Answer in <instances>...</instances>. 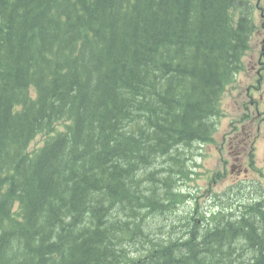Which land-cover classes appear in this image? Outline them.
Here are the masks:
<instances>
[{
    "label": "trees",
    "instance_id": "16d2710c",
    "mask_svg": "<svg viewBox=\"0 0 264 264\" xmlns=\"http://www.w3.org/2000/svg\"><path fill=\"white\" fill-rule=\"evenodd\" d=\"M257 1L0 0V264H264V169L197 191Z\"/></svg>",
    "mask_w": 264,
    "mask_h": 264
},
{
    "label": "rangeland",
    "instance_id": "374dc122",
    "mask_svg": "<svg viewBox=\"0 0 264 264\" xmlns=\"http://www.w3.org/2000/svg\"><path fill=\"white\" fill-rule=\"evenodd\" d=\"M259 6L261 7V11L264 12V0L260 1ZM257 17L259 22L264 20V14L260 11ZM257 31L260 35L253 37L251 40L249 52L244 60L245 69L238 74L236 82H234L222 98V116L219 120L218 131L214 141L204 148L205 154L200 161L201 166L198 170L204 171L205 174L224 172L223 178L216 183H210L207 188H197V191L205 198L210 197V195L205 196L208 189L212 192L225 190L229 185L235 184L243 177H237L230 171V165L226 163L227 160L234 161L241 158L239 163L242 166H246L250 162V166L253 168L264 169V120L261 121L262 113H260L264 111V78L259 85V89L248 87V84L251 86L255 84L256 77L260 71L264 72V55L262 63L257 62L262 51L264 53V50H262L264 39V26L262 23H259ZM254 65L255 68H253ZM245 112L249 115H245ZM237 127H242V133L238 134L237 129L239 128ZM58 128H62V123L58 124ZM248 130L251 133H248ZM46 136L45 134L37 136L31 142L30 149L33 150L41 146ZM251 140H253V143L250 144V147H253V154L248 159L245 157V147L247 145L243 143H246V141L250 143ZM243 150L245 151L242 152ZM253 173L254 175L249 173L251 176L248 178L252 179L251 177L261 176L255 169H253ZM205 174L196 182L203 187H205ZM201 200H203L202 196ZM205 204L209 203L205 202Z\"/></svg>",
    "mask_w": 264,
    "mask_h": 264
}]
</instances>
